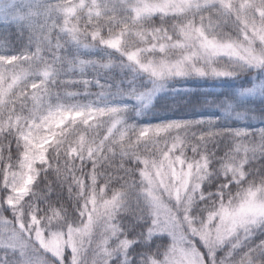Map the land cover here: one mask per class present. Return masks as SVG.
Wrapping results in <instances>:
<instances>
[{
  "label": "snow or ice",
  "instance_id": "1",
  "mask_svg": "<svg viewBox=\"0 0 264 264\" xmlns=\"http://www.w3.org/2000/svg\"><path fill=\"white\" fill-rule=\"evenodd\" d=\"M0 15L27 34L9 54L0 33V264H264V128L133 119L175 80L256 74L202 107L264 101V0H14Z\"/></svg>",
  "mask_w": 264,
  "mask_h": 264
},
{
  "label": "trees",
  "instance_id": "2",
  "mask_svg": "<svg viewBox=\"0 0 264 264\" xmlns=\"http://www.w3.org/2000/svg\"><path fill=\"white\" fill-rule=\"evenodd\" d=\"M14 0H0V13L10 9ZM0 33L6 34L10 40L9 54L18 53L27 43V34L21 36L19 28L10 23L0 15ZM5 47V42L0 40V54ZM106 52L111 53L112 57L119 62V54L111 50H94L91 55L95 58H106ZM116 78L120 79L121 74L117 72ZM125 76L131 75V69H126ZM256 74L243 75L236 80H211V79H184L171 81L168 84L169 89H177L176 92H167L159 95L152 110L146 112L142 117H134V121L141 125L161 123L171 119L180 118H201L212 117L220 118L221 128L242 127L249 130L264 128V120L245 117L244 111L247 109L254 112L257 116L264 115V101L257 96L244 95L240 97L239 105H232L235 112L231 111L222 114L218 109L212 107H202L206 100H224L239 92L241 88H250ZM141 82L150 84L147 77L141 76ZM82 102H87L86 98H81ZM128 106H135V101L125 98L118 101ZM175 106V107H173Z\"/></svg>",
  "mask_w": 264,
  "mask_h": 264
}]
</instances>
